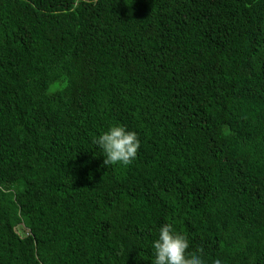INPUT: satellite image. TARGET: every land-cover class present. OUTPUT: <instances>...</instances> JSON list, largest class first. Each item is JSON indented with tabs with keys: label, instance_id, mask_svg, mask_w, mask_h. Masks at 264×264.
I'll list each match as a JSON object with an SVG mask.
<instances>
[{
	"label": "trees",
	"instance_id": "obj_1",
	"mask_svg": "<svg viewBox=\"0 0 264 264\" xmlns=\"http://www.w3.org/2000/svg\"><path fill=\"white\" fill-rule=\"evenodd\" d=\"M164 222L264 264V0H0V264H151Z\"/></svg>",
	"mask_w": 264,
	"mask_h": 264
},
{
	"label": "clouds",
	"instance_id": "obj_2",
	"mask_svg": "<svg viewBox=\"0 0 264 264\" xmlns=\"http://www.w3.org/2000/svg\"><path fill=\"white\" fill-rule=\"evenodd\" d=\"M92 144L100 149L105 166L131 164L137 156L140 140L134 130L114 122L93 137ZM151 264H204L198 253H188L189 239L175 230L171 222H164L156 229L151 242ZM213 264H223L216 258Z\"/></svg>",
	"mask_w": 264,
	"mask_h": 264
},
{
	"label": "rangeland",
	"instance_id": "obj_3",
	"mask_svg": "<svg viewBox=\"0 0 264 264\" xmlns=\"http://www.w3.org/2000/svg\"><path fill=\"white\" fill-rule=\"evenodd\" d=\"M16 231L20 236H25L27 233V230L21 225L16 227Z\"/></svg>",
	"mask_w": 264,
	"mask_h": 264
}]
</instances>
